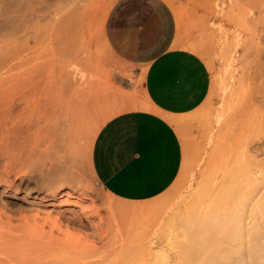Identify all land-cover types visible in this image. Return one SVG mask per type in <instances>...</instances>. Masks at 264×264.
Here are the masks:
<instances>
[{"label":"rangeland","instance_id":"374dc122","mask_svg":"<svg viewBox=\"0 0 264 264\" xmlns=\"http://www.w3.org/2000/svg\"><path fill=\"white\" fill-rule=\"evenodd\" d=\"M128 1L0 0V264H247L260 235L245 233L264 227V0H174L181 18L172 8L158 46H197L212 86L183 117L185 169L136 203L106 191L92 161L95 133L144 102ZM228 168L245 171L240 202L219 192ZM127 205L147 210L117 212Z\"/></svg>","mask_w":264,"mask_h":264},{"label":"crops","instance_id":"0c3cea01","mask_svg":"<svg viewBox=\"0 0 264 264\" xmlns=\"http://www.w3.org/2000/svg\"><path fill=\"white\" fill-rule=\"evenodd\" d=\"M128 2L130 18L124 29L125 34L131 32L132 75L134 80L141 76L142 98L158 111L132 108L109 118L94 138L92 161L106 191L126 202H144L174 183L183 162L178 133L162 114L184 117L198 109L212 79L206 60L178 46V40L162 39L158 46V40L170 33L174 8L169 1Z\"/></svg>","mask_w":264,"mask_h":264},{"label":"bare ground","instance_id":"6f19581e","mask_svg":"<svg viewBox=\"0 0 264 264\" xmlns=\"http://www.w3.org/2000/svg\"><path fill=\"white\" fill-rule=\"evenodd\" d=\"M167 1H169L171 4H172V6H173V8H174V11H175V14L177 15L176 16V18L178 19V16L180 15V12H179V10H178V8H176L175 7V1L174 0H167ZM91 2V1H90ZM88 8V7H87ZM90 8V7H89ZM83 9V8H82ZM84 10V9H83ZM82 10V11H83ZM89 10V9H88ZM79 12H81V11H79ZM178 12H179V14H178ZM107 12H104V15L106 14ZM85 14V13H84ZM103 15V14H102ZM101 15V16H102ZM84 16V15H83ZM87 16V15H86ZM85 16V17H86ZM80 17H81V15H80ZM106 17V16H105ZM87 18V17H86ZM179 18H181L180 16H179ZM76 19V18H75ZM100 19H102V17L100 18ZM105 19V18H104ZM88 21V20H87ZM105 21V20H104ZM101 22V21H100ZM87 24H88V22H87ZM86 24V26H87V28H88V25ZM101 26V25H100ZM102 27H103V25H102ZM102 28L100 27V29H98V31H100ZM102 31V30H101ZM181 41H179V43L177 44L178 46L180 45V46H182L183 45V43H180ZM184 42V41H183ZM191 44V43H190ZM185 45V44H184ZM187 45H189V44H186V46ZM186 46H184V47H186ZM191 47H192V51H194L193 49H195V50H198V47L197 46H194V44H193V46L192 45H190ZM186 48H188V46L186 47ZM190 48V47H189ZM194 52H196V51H194ZM196 53H198V52H196ZM199 55V54H198ZM115 88V87H114ZM119 88V87H118ZM112 90H113V88H112ZM115 91V90H114ZM125 100V99H124ZM125 105H126V101H125ZM130 106V108L132 109V108H137V109H144V108H148V109H151V110H154V111H158L152 104H150L148 101H146V100H144V102H132L131 104H129ZM128 106V105H127ZM127 106H124V108L125 107H127ZM80 109H81V107H80ZM122 111H124V109L122 110ZM79 112V111H78ZM118 112H119V110H118ZM121 113V112H120ZM82 115V114H81ZM117 115V114H116ZM79 116V115H78ZM84 116H85V113H84ZM162 116L163 117H165L167 120H169L172 124H173V126L175 127V129H176V131H177V133H178V136L179 137H181V140H182V146L184 147V149L187 147V145H188V139H187V133H185L186 131L184 130V127H185V119H183V117H176V116H173V115H170V114H166V113H164V114H162ZM111 117V116H110ZM79 118V117H78ZM82 118V117H81ZM76 120V119H75ZM75 120H73L72 122L73 123H76L77 121H75ZM82 120V119H81ZM73 127V126H72ZM75 127V126H74ZM97 132H99V131H97ZM97 132L95 133V135L97 134ZM93 133V132H92ZM94 136V135H93ZM93 138V137H92ZM89 144V143H88ZM221 163V162H220ZM184 164V166L182 165V170H184L185 169V167H186V165H187V160L185 161V163H183ZM225 166H226V164H225ZM224 167V166H223ZM226 167H228V166H226ZM225 169V168H224ZM223 170V169H222ZM218 171H220V170H218ZM225 171V170H224ZM233 172H237V173H233ZM233 172H231L230 170H229V168H228V170H226L224 173H223V175H222V186H221V188H219V192L222 194L221 196H225V198H226V200H231V201H233V200H236L237 199V201H239L240 202V199H239V196H241L243 193H245V190L242 192V187H243V181H244V176H245V171H244V169H242L241 168V170H240V172H238V171H233ZM237 174V175H236ZM245 185V184H244ZM261 188H262V186H261ZM264 190V188L262 189V191ZM200 191H201V189H195V192L196 193H200ZM257 191L258 192H260L258 189H257ZM257 192V193H258ZM219 193V194H220ZM262 193V192H261ZM114 196V195H113ZM219 197H220V195H219ZM227 198H229V199H227ZM248 198V197H247ZM246 198V199H247ZM245 198H243V200H244ZM245 199V200H246ZM226 200H224V201H226ZM242 200V201H243ZM159 201H162V203L164 202V200H159ZM128 202V201H127ZM130 202V201H129ZM131 202H133V203H136V201H131ZM235 202V201H234ZM233 202V203H234ZM231 203V202H230ZM229 203V205H231ZM238 203V202H237ZM237 203H235V204H237ZM243 203V202H242ZM245 203V202H244ZM217 204V203H216ZM214 205V206H217V205ZM226 204H228V202L226 203ZM235 204H232V205H235ZM241 204V203H240ZM262 204H264V203H262ZM228 205V206H229ZM231 205V206H232ZM231 206H229L230 208H231ZM264 206V205H263ZM226 207V206H225ZM222 209V208H221ZM229 209V208H228ZM113 210H114V208H113ZM146 210H147V207H145L144 205H127V206H123V207H117V212L119 213V214H121V215H127V214H130L131 216L133 215L134 217L135 216H139V217H141L142 216V214H144V213H146ZM223 210V209H222ZM115 211V210H114ZM227 211V210H226ZM226 211H223V212H226ZM263 211H264V209H263ZM179 212V211H178ZM177 212V213H178ZM115 214V213H114ZM226 214H228V212L226 213ZM235 214V213H234ZM178 215V214H177ZM230 215H232L231 213H230ZM248 215V214H247ZM222 216H223V214H222ZM115 217V216H114ZM118 217V216H117ZM178 217V216H177ZM182 216H180L179 218H181ZM224 217V216H223ZM237 217V216H236ZM262 217H264V215L262 214ZM129 218V217H128ZM204 218V217H203ZM116 219V220H115ZM115 219H113L112 218V220H115V221H117V218H115ZM119 219V218H118ZM235 219V218H234ZM237 220H240V219H238V218H236ZM235 219V220H236ZM124 220V219H123ZM175 220V219H174ZM173 220V221H174ZM237 220H236V222H237ZM242 220V219H241ZM114 221V222H115ZM122 221V220H121ZM119 223H121L120 221H119ZM174 223V222H173ZM203 223V222H202ZM246 223H248V222H246ZM262 224H263V221L261 222ZM135 224V223H134ZM205 224V223H204ZM249 224V223H248ZM247 224V225H248ZM115 225H116V223H115ZM246 225V226H247ZM258 225H260V223L258 224ZM119 225H116V227H118ZM201 226V225H200ZM257 225H255V226H249V227H251L250 229H248L247 230V233H245V234H251V235H253V236H251L250 235V238L251 237H253L254 238V236H259L260 235V237H257V239L255 238V239H252L251 238V241H250V243H249V245H247L245 248H247V250L246 251H244V252H246L244 255V258H246L247 259V264H264V227H262L261 229L259 228V227H256ZM262 226V225H261ZM120 227V226H119ZM121 228V227H120ZM208 228V227H207ZM207 228H206V230L205 231H207ZM245 229H247V228H245ZM118 230H119V228H118ZM120 231V230H119ZM196 232V231H195ZM206 233V232H205ZM256 233L258 234V233H260V234H258V235H256ZM249 237V236H248ZM259 238V239H258ZM170 239V238H169ZM172 239V238H171ZM112 240H113V238H112ZM173 240V239H172ZM172 240L171 241H169V242H171L173 245H174V247L176 246V244H175V242H172ZM175 240V239H174ZM248 241V242H249ZM170 243V244H171ZM188 244H189V242H188ZM193 244V243H192ZM191 244V245H192ZM195 244V243H194ZM106 245H107V243H106ZM116 245V244H115ZM173 245H172V247H173ZM105 246V245H104ZM124 246H125V243H124ZM192 246H194V245H192ZM135 246L133 245V248H134ZM124 248H122L121 250H123ZM129 249V248H128ZM135 249V248H134ZM133 249V250H134ZM105 250H106V248H105ZM130 250H131V247H130ZM195 250V249H194ZM117 252V251H116ZM122 252H124V251H122ZM128 252V251H127ZM190 254H192L191 252H189ZM132 254V256H133V254H137V253H131ZM187 254H188V252H187ZM117 255V254H116ZM161 255V254H160ZM128 256V255H127ZM136 256V255H135ZM243 256V255H242ZM108 257V256H107ZM116 257H118V256H116ZM186 257H187V255H186ZM99 258H101V257H99ZM112 258V257H111ZM110 258V259H111ZM130 258V257H129ZM102 259V258H101ZM110 259H108V260H110ZM113 259H111L110 261H112ZM102 261V260H101ZM110 261H108V262H110ZM117 261V260H116ZM116 261L114 262L115 264H117L116 263ZM106 262V261H105ZM105 263V264H109V263ZM99 264V263H98ZM101 264H102V262H101ZM113 264V263H112ZM120 264V263H119ZM208 264V263H207ZM223 264H229L228 263V261L227 262H224Z\"/></svg>","mask_w":264,"mask_h":264}]
</instances>
